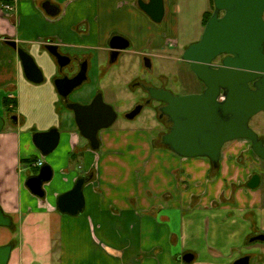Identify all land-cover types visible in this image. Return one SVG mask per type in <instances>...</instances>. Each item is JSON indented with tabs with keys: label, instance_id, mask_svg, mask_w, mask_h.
<instances>
[{
	"label": "crops",
	"instance_id": "0c3cea01",
	"mask_svg": "<svg viewBox=\"0 0 264 264\" xmlns=\"http://www.w3.org/2000/svg\"><path fill=\"white\" fill-rule=\"evenodd\" d=\"M139 1L0 0V100L17 117L0 133V207L14 221L7 229L18 236L0 238V246L14 244L9 264H235L244 257L264 264V242H251L264 234V194L260 187L248 188L255 175L251 165L260 164L244 160L251 158L245 148L236 141L225 147L218 172L206 158H181L162 147L154 129L104 130L94 151L57 92L61 69L45 50L48 44L59 46L75 66L88 62L85 85L92 88L83 91V103L95 96L96 80L105 90L113 75L128 78L126 69L144 56L179 59L191 44L179 19L184 0H164L159 24ZM47 2L59 8L57 15L47 13ZM8 4L12 11L4 9ZM115 36L127 39L130 48L121 53L118 68L110 69ZM7 40L35 59L42 84L27 80ZM53 128L61 133L59 146L43 156L33 135ZM32 159L53 170L45 198L26 186L41 169ZM80 178H86L84 211L61 213L59 197ZM188 253L195 256L192 263L182 259Z\"/></svg>",
	"mask_w": 264,
	"mask_h": 264
},
{
	"label": "water",
	"instance_id": "95a60500",
	"mask_svg": "<svg viewBox=\"0 0 264 264\" xmlns=\"http://www.w3.org/2000/svg\"><path fill=\"white\" fill-rule=\"evenodd\" d=\"M214 6L201 40L182 55V61L205 86L204 91L186 95L154 87L148 91L151 100L165 104L162 115L172 124L162 136V143L181 158H206L217 169L225 145L237 140L250 141L254 153L264 161V139L250 125L257 114L264 112V0H214ZM139 7L153 21L162 23L164 0H140ZM44 9L52 16L59 13V8L50 2L45 3ZM8 43L17 50L27 80L42 84L43 72L31 54L15 41ZM129 48L127 39L115 36L110 43L113 61L120 51ZM45 50L57 60L61 71L72 62L55 44L46 45ZM221 56L226 57L217 62ZM146 64L147 68L152 67L149 59ZM88 72L85 61L76 76L57 78L54 84L61 99L66 101L67 110L73 113L80 134L94 151H99L100 133L115 124L118 114L105 102L103 93H98L89 104L69 102L71 95L88 82ZM142 108L137 107L127 118L135 119ZM12 119L16 122L17 117ZM5 125V119L0 116V133ZM60 138V131L53 128L35 133L33 142L43 156H48L59 146ZM52 179V168L44 164L37 175L28 178L26 186L35 196L45 198L44 185ZM261 181L260 175H253L248 188L258 189ZM85 183L86 178H80L70 192L59 197L61 213L76 216L84 211ZM13 226V219L0 207V227ZM251 242H264V234L253 237ZM13 249L12 243L0 246V264H9ZM194 258V254L188 253L182 259L192 263ZM235 264H250V258H241Z\"/></svg>",
	"mask_w": 264,
	"mask_h": 264
},
{
	"label": "rangeland",
	"instance_id": "374dc122",
	"mask_svg": "<svg viewBox=\"0 0 264 264\" xmlns=\"http://www.w3.org/2000/svg\"><path fill=\"white\" fill-rule=\"evenodd\" d=\"M179 10L180 11L178 12L179 19L182 23V32L187 31L185 32V37L188 41H191V44H189V46L198 43L201 40L205 30L203 18L205 16V13L211 10L210 0H184L180 5ZM198 21L199 23L196 26L195 24H197ZM185 23L188 25V27L186 26L187 28L183 29V24ZM198 27L199 29H197ZM183 53H179V59L175 60H151L152 70H146L143 62H139L138 66L136 67L134 65H131L130 67H128V69H126L125 73V75L127 74L128 78H110V84H105V90H103L102 88L104 87V84H99L100 82L96 80V83L93 86V88L95 89V93L101 91L104 95L105 102L113 106L119 116L117 122L109 130H117L124 127H133L140 131H149L154 129L158 133L160 132L163 135L170 130L171 126L167 127L166 124H164V122L159 119L157 112H155L154 106L146 108L144 112L135 120H127L125 118V114H127L133 108L134 104L139 101L141 97L145 96L142 91L135 89L131 84V81L135 79L132 77H134L135 75H166L168 77H171L163 79H167L169 81V88L177 93H190L202 90V83L196 78V76L192 73L186 63L182 62ZM142 79L156 86H159L161 84L159 78ZM91 88L92 86L88 84L85 85L83 89L80 90V92H77L73 95L72 100H78L80 101V103H83L84 98L82 97V91ZM0 116L4 119L6 117L7 120L8 116H10V114L8 115V110L3 106L2 98L0 100ZM10 122L11 121L6 122L5 128L10 126ZM250 125L252 129L255 130L262 139H264V112L257 114L251 120ZM231 144H233V142L226 144L225 147L228 148ZM234 144H238L239 148H245V150H247L248 153L246 154H249L251 158H244V160H256V162H259L260 165L258 166L256 164L251 165V169L254 174H258L261 176L262 181L260 189L264 194V161L257 157V155L254 153V151L252 150V143L250 141L240 140L236 141ZM0 228V238H2V240L9 237H11V240H14L15 238L18 239V236L12 234V231H10L9 229H5V227ZM14 255L16 256L17 252H15ZM14 261H16L15 257Z\"/></svg>",
	"mask_w": 264,
	"mask_h": 264
},
{
	"label": "flooded vegetation",
	"instance_id": "af4514ba",
	"mask_svg": "<svg viewBox=\"0 0 264 264\" xmlns=\"http://www.w3.org/2000/svg\"><path fill=\"white\" fill-rule=\"evenodd\" d=\"M214 11H215V9H214ZM214 11H213V13H214ZM7 41H8V40H7ZM125 51H126V50H125ZM122 52H123V51H120V53H119V55H117V58H116L115 61H113V57H115V56H113V55L111 56L112 59H111L110 62H109V68H110V69H112V68H118L117 64H118V62H119V57L121 56V53H122ZM224 57H226V56H221V57L217 60V62L221 61ZM147 59L150 60V58L144 56V57L141 59L140 62H143V63H144V66H145V69H146V70H152V67H151V68H147V64H146V60H147ZM112 61H113V62H112ZM150 61H151V60H150ZM182 62H184V61H182ZM184 63H185V62H184ZM82 64H83V62H81V63H79V64H77V65L75 66V62H74V60L72 59L71 64H70L69 66L65 67V68L61 71V75H60L58 78L74 77V76H76V75L78 74V72L80 71V69H81V65H82ZM151 65H152V64H151ZM186 65L190 68V66H189L187 63H186ZM190 70H191V69H190ZM88 78L90 79L89 75H88ZM96 78H100V77H96ZM111 78H121V76H119V75H113ZM132 78H135V79H133V80L131 81L132 86H133L135 89L142 91V92L145 94V96H144V97H141L140 100L137 101V102L134 104L133 108H132L127 114H125V118H126L127 120H130V119L127 118V115L130 114L131 112H133V111H134L137 107H139V106H143V108H142L141 113H140L138 116H140V115L144 112V110H145L146 108H148V107H153V106H154V107H155V112H157V115H158L159 119L162 120V121L164 122V124H166L167 127H168V126H169V127L172 126V124L169 123L168 118H167L166 116H163V115H162L161 108L164 107L165 104H164V103H161V102H158V101H155V100H151L148 89L151 88V87H154V88H157V89H165V90L171 91V92L174 93L175 95H186V94H192V93H202V92L204 91V89H205V86L202 84L203 87H202V90H201V91H198V92L195 91V92H190V93H177V92H175L174 90H172V89L169 88V81H168L167 79H166V80L163 79V78H171V77H168V76H166V75H158V76H155V75H150V76L135 75V76L132 77ZM142 78H159V80L161 81V82H160L161 84H160L159 86H156V85H154V84H152V83H150V82L144 81ZM176 78H180V77H176ZM56 79H57V78H56ZM88 82H89V80H88ZM83 87H84V86L78 88V89H77V90L71 95V99L69 100V102H77V103H80V101H78V100H76V99H74V100H76V101H73V100H72V97H73V95L76 94L77 92H80V90L83 89ZM98 93H102V92H101V91H98V92L95 94V96H96ZM82 94H84L83 91H82ZM95 96H94V97H95ZM94 97H93L88 103H81V104H89V103H91V101L94 99ZM63 102H64V105L66 106V101L63 100ZM117 114H118V113H117ZM138 116H137V117H138ZM12 117H14V115H10V116H8V120H7V118L5 117V121H6V122H9V121L13 122V121H15L14 119H12ZM118 117H119V116H118ZM137 117H136V118H137ZM136 118H135V119H136ZM135 119H133V120H135ZM117 120H118V118H117ZM116 122H117V121H116ZM116 122H115V123H116ZM161 135H163V134H161V133L159 132V133H158V136H157V140H158V141L160 140ZM99 137H100V135H99Z\"/></svg>",
	"mask_w": 264,
	"mask_h": 264
},
{
	"label": "trees",
	"instance_id": "16d2710c",
	"mask_svg": "<svg viewBox=\"0 0 264 264\" xmlns=\"http://www.w3.org/2000/svg\"><path fill=\"white\" fill-rule=\"evenodd\" d=\"M210 3H211V10H210V11H207V12L205 13V16H204V25H205V26H206V24L208 23V21H209V19L211 18V16L213 15V10L215 9V6H214V0H211ZM4 101H5V104L7 105V107H9V106L11 105V101H9L7 98H5ZM162 136H163V135H161V138H160V140H159V143H160V145H161L162 147L168 149V147L165 146V145L162 143ZM168 150H169V149H168ZM31 161H36V159H32ZM219 169H220V168H217V170L215 169V171L218 172Z\"/></svg>",
	"mask_w": 264,
	"mask_h": 264
},
{
	"label": "built area",
	"instance_id": "2783aa9c",
	"mask_svg": "<svg viewBox=\"0 0 264 264\" xmlns=\"http://www.w3.org/2000/svg\"><path fill=\"white\" fill-rule=\"evenodd\" d=\"M4 9L6 11H12L13 10V6L12 5H5L4 6ZM44 165L43 161L42 160H39V161H36L35 163L32 164V166L34 168H41L42 166Z\"/></svg>",
	"mask_w": 264,
	"mask_h": 264
}]
</instances>
